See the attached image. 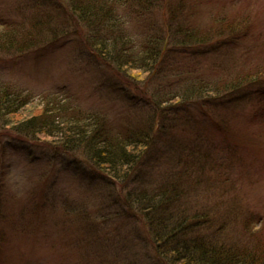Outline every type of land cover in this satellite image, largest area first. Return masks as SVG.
<instances>
[{
    "label": "rangeland",
    "instance_id": "obj_1",
    "mask_svg": "<svg viewBox=\"0 0 264 264\" xmlns=\"http://www.w3.org/2000/svg\"><path fill=\"white\" fill-rule=\"evenodd\" d=\"M65 1L0 0V19L12 24L0 31L28 37L0 48V81L30 95L22 117L58 96L71 115L149 145L123 180L90 163L82 145L70 151L0 124V264H166L136 200L168 192L177 199L162 201L167 214L210 218L196 236L263 248L264 80L245 83L237 99L220 88L207 105L173 98L200 83L264 79V0H157L145 16L114 0V35ZM222 19L223 47L191 45L184 34ZM117 37L137 61L130 71L90 49Z\"/></svg>",
    "mask_w": 264,
    "mask_h": 264
},
{
    "label": "trees",
    "instance_id": "obj_2",
    "mask_svg": "<svg viewBox=\"0 0 264 264\" xmlns=\"http://www.w3.org/2000/svg\"><path fill=\"white\" fill-rule=\"evenodd\" d=\"M61 1L66 3L65 0ZM124 1L131 5L135 13H141L142 16L143 14L145 16L146 13L151 11L157 0ZM71 2L74 10V12L70 11L71 14L78 12L85 17V21H89L92 18L96 25L100 24L111 35L115 34L114 32L119 26V22L113 9L114 0H71ZM164 9L165 23L169 29L168 35L172 36L170 24L166 21L168 19L166 8ZM225 22L227 21L220 20L215 23L216 25L210 31L188 29L184 34L191 45L207 46V44H215L218 47H223V45L229 44L227 37H229L228 33L230 30ZM0 25L9 27L12 24L9 21L0 19ZM6 29L8 32L6 30L0 31V41L2 43L0 48L12 50L26 43L27 36H13L11 28ZM205 38L208 40H205ZM124 40L117 37L111 41L114 43L112 46L110 42L96 41L97 44L93 45L90 43L91 48H89L92 49L95 57L100 62L102 60L113 62L122 72L126 71V69L130 71L131 68H136L137 61L134 57L129 58V55L133 56V52H130V47L127 41ZM121 41L123 42L121 43ZM120 44L122 49L118 52L117 47ZM97 46H100V48ZM161 57L162 49L159 50L154 67ZM256 80V76L247 75L229 86L220 85L219 83L215 85L200 83L197 86L188 87L183 94L174 97L173 101L178 100L176 102L182 106L188 105L190 102L207 105L220 95V88H224L226 93L237 99L245 85L249 84L250 87V85L255 83V85L248 88L249 90L252 87H256L264 79L259 78L257 82ZM52 97L53 99L41 107V111L38 114L32 112L29 118H26L27 116L22 117L23 111L32 103L30 95L15 89L8 83L0 81L1 126H11L15 132L32 140L53 139L60 143L63 148L70 151L74 150V146L82 145L87 148L88 153L91 155V160L93 159L89 161L90 163L95 162V165H97L95 167L107 172L112 178L118 176L122 177L123 180H127L130 170L137 166L143 157L149 141L143 136L139 137L138 141H134L130 139V136L111 135L105 129L101 130V126L98 127L93 118L90 117L89 120H84L77 115H71L69 104L61 103L63 100L57 101V98H60L58 96ZM157 117L159 118L158 120L162 121L161 115ZM156 118L154 119L157 121ZM152 133L156 134L153 129ZM104 167H107L108 170ZM168 194H156L152 197L142 195L136 200L138 207L140 206L141 210H144L147 217L150 218L152 227L150 234L163 262L166 264H264V247H257L252 251L248 247L240 249V246H235V244L231 245L219 242L213 238L196 236L195 230L204 227L210 218L207 215H198L190 219L185 217L184 214L174 218L175 216L167 214L166 205L168 203L170 205L171 201L174 203V199L177 198L172 199L175 193ZM152 214L153 217L151 218Z\"/></svg>",
    "mask_w": 264,
    "mask_h": 264
}]
</instances>
